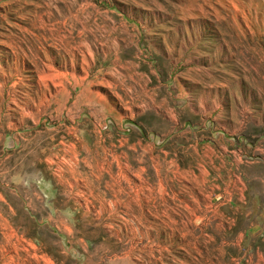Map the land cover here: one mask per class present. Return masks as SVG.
<instances>
[{
	"label": "rangeland",
	"instance_id": "374dc122",
	"mask_svg": "<svg viewBox=\"0 0 264 264\" xmlns=\"http://www.w3.org/2000/svg\"><path fill=\"white\" fill-rule=\"evenodd\" d=\"M263 150L264 0H0V158L77 206L0 177V264H264Z\"/></svg>",
	"mask_w": 264,
	"mask_h": 264
},
{
	"label": "crops",
	"instance_id": "0c3cea01",
	"mask_svg": "<svg viewBox=\"0 0 264 264\" xmlns=\"http://www.w3.org/2000/svg\"><path fill=\"white\" fill-rule=\"evenodd\" d=\"M261 154L263 158V161L261 162L264 163V150L261 151ZM11 156L12 154L9 153L4 154L0 158V163L2 164V167L0 168V177L6 174H8L9 177H12L9 178L11 182L9 185V190L16 197L22 198L20 199L22 200V208L25 212L23 213L25 222L37 225L71 223L77 206L73 205L70 193L66 192L69 189H65V185L59 184L55 180V171L51 170V154L47 159L49 167L46 170H25L26 172H18L17 174H15V171L20 170H16L14 166L7 163ZM248 188L250 189H248V192H250L251 187L249 186ZM259 198L264 199L263 196ZM255 200V194L253 196H249L248 205L249 207L254 206L252 210L259 211L260 208L258 206L255 207ZM240 203L236 204V210L238 212H241L242 208V204ZM9 206L12 208V205ZM255 217L257 218L256 214ZM260 217L263 218L264 222V212L257 218V220H259ZM247 218H243L241 215L236 218V220H238L237 223L239 224V227L236 228V230L241 233L240 235H242V233L245 234V232H247V235H249L251 232H255V230H257V227L253 225L256 223L255 220H253L254 218H250L249 220H247ZM243 224L246 225V228L242 226ZM232 230H235V227Z\"/></svg>",
	"mask_w": 264,
	"mask_h": 264
}]
</instances>
